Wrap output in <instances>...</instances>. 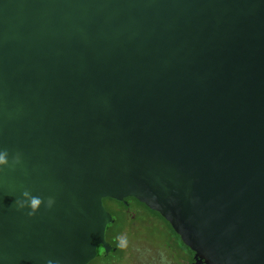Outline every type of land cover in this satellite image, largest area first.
<instances>
[{"label":"water","instance_id":"95a60500","mask_svg":"<svg viewBox=\"0 0 264 264\" xmlns=\"http://www.w3.org/2000/svg\"><path fill=\"white\" fill-rule=\"evenodd\" d=\"M5 150L0 264H90L128 198L264 264V0H0Z\"/></svg>","mask_w":264,"mask_h":264},{"label":"rangeland","instance_id":"374dc122","mask_svg":"<svg viewBox=\"0 0 264 264\" xmlns=\"http://www.w3.org/2000/svg\"><path fill=\"white\" fill-rule=\"evenodd\" d=\"M105 206L117 218L118 224L116 225L115 230H123L121 232L122 238L120 239V244H123L121 247L124 250H120L119 255L114 258H118V256L122 254L127 255V257L124 261L119 258V264L129 263V260L135 257L138 247L147 248L151 254V249H154L153 252H158L162 251L163 248H168V246H171L172 248L177 246V252L175 253L177 256L176 260L179 261V263H182L180 260H188V250L183 249L186 245L180 240L178 244L171 240L173 237L169 233L170 227H168L164 221L165 219L152 216L150 210L140 202L131 200L128 204L129 209L125 210L117 203L106 199ZM128 213L132 214V218L129 217ZM123 242H126L128 247H125ZM131 247H133V249H130ZM172 248L170 251H172ZM179 250L187 254L184 253L185 256L179 255ZM93 264H96V262Z\"/></svg>","mask_w":264,"mask_h":264},{"label":"flooded vegetation","instance_id":"af4514ba","mask_svg":"<svg viewBox=\"0 0 264 264\" xmlns=\"http://www.w3.org/2000/svg\"><path fill=\"white\" fill-rule=\"evenodd\" d=\"M131 199H133V198L127 199L128 204L131 201ZM113 201L118 203L116 200H113ZM104 203H105V200H104ZM106 209L112 215V218L114 220L113 223L109 224L108 229H107V233H106V238H105V243L109 244L110 247L109 248H104L103 246L99 247L98 251H97L96 258L90 264H93L94 262H96V264H119L118 263L119 258L123 259V261H124V259L127 257V255L122 254V255L118 256V258H114L115 256L119 255L120 250H124L121 247L123 244L120 246L116 245V240H120L122 238L121 232L123 230L122 229L121 230H115V229L112 230V226L113 225L116 226L118 224L117 218L110 212V210L107 207H106ZM128 215H129V217L131 216L130 213H128ZM131 218H132V216H131ZM130 230H132V229H130ZM172 241H174V240H172ZM123 243H124V246L126 247L127 246L126 242H123ZM171 248H172L171 246H168V248H166V249L161 248L162 251L155 252V254L151 255V254H149V251L147 248L138 247L135 257L132 258L131 260H129V263H127V264H176V261H177L176 260L177 256L175 254L177 252L176 247L174 246V248H172V251H170ZM130 249H133V247H131ZM184 253H181L179 255L185 256ZM185 254H187V253H185ZM188 257L189 258L187 261H184V260H180V261L184 264H189V263L192 264L195 261L194 260V253L192 251H188ZM115 259H117V260H115Z\"/></svg>","mask_w":264,"mask_h":264},{"label":"clouds","instance_id":"9594fccd","mask_svg":"<svg viewBox=\"0 0 264 264\" xmlns=\"http://www.w3.org/2000/svg\"><path fill=\"white\" fill-rule=\"evenodd\" d=\"M8 153L7 151H0V165H7L8 164V159H7ZM23 196L25 197L27 204L24 202H19V206L21 208L27 206L30 208V212L28 213L29 215H34L35 212L40 208L42 204V199L36 196H31L28 191H25L23 193ZM49 205L52 203L51 200L48 201ZM47 264H53V261L49 260Z\"/></svg>","mask_w":264,"mask_h":264},{"label":"trees","instance_id":"16d2710c","mask_svg":"<svg viewBox=\"0 0 264 264\" xmlns=\"http://www.w3.org/2000/svg\"><path fill=\"white\" fill-rule=\"evenodd\" d=\"M111 200V199H110ZM131 200H135V201H137L136 199H131ZM112 202H115V201H113V200H111ZM137 202H139V201H137ZM116 203V202H115ZM118 205H120V206H122L125 210H128L129 209V207L128 206H126V205H124V204H122V203H120V202H118L117 203ZM142 205H144V204H142ZM145 206V205H144ZM145 207H147V206H145ZM148 210H150L149 208H148ZM150 212L152 213V216H157V217H160V218H163V217H161L160 216V214H158V213H156V212H154V211H152V210H150ZM130 215L132 216V214L130 213ZM131 216H130V218H131ZM164 219V218H163ZM165 222H166V224L168 225V227H170V229H169V233H170V235L173 237V239L172 240H174L175 241V243L176 244H178L179 243V240L180 241H182L181 240V238H180V236L175 232V230L172 228V226H170L169 225V223L166 221V220H164ZM115 225H113L112 226V230L113 229H115ZM116 245L117 246H120V245H122V244H120V240H116ZM176 247V249H177V246H175ZM183 249H187L188 251H191L187 246H185ZM180 251V250H179ZM181 253H183V252H181L180 251V254ZM150 254V253H149ZM153 254H155V252H153V249L151 250V255H153ZM193 260V259H192ZM176 264H184V263H179V261H176ZM190 264V263H189Z\"/></svg>","mask_w":264,"mask_h":264}]
</instances>
